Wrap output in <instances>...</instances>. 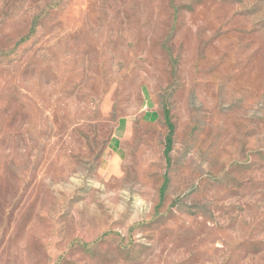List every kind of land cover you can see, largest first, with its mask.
I'll return each instance as SVG.
<instances>
[{
	"label": "rangeland",
	"instance_id": "1",
	"mask_svg": "<svg viewBox=\"0 0 264 264\" xmlns=\"http://www.w3.org/2000/svg\"><path fill=\"white\" fill-rule=\"evenodd\" d=\"M0 264H264V0H0Z\"/></svg>",
	"mask_w": 264,
	"mask_h": 264
},
{
	"label": "trees",
	"instance_id": "2",
	"mask_svg": "<svg viewBox=\"0 0 264 264\" xmlns=\"http://www.w3.org/2000/svg\"><path fill=\"white\" fill-rule=\"evenodd\" d=\"M163 113H164L165 123L167 126V133L165 136V144H164V156H165L166 160L168 161V153L171 149L172 142H173L174 126L170 121L169 110L164 107ZM166 184H167V178L165 177L163 180V183L161 185V188H160V197L162 196V193L166 187Z\"/></svg>",
	"mask_w": 264,
	"mask_h": 264
}]
</instances>
